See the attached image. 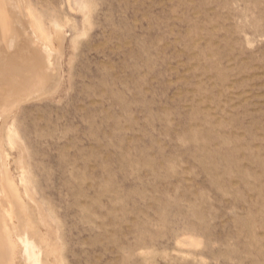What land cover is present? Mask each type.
<instances>
[{
  "label": "rangeland",
  "instance_id": "obj_1",
  "mask_svg": "<svg viewBox=\"0 0 264 264\" xmlns=\"http://www.w3.org/2000/svg\"><path fill=\"white\" fill-rule=\"evenodd\" d=\"M28 1L62 68L3 168L59 264H264V0Z\"/></svg>",
  "mask_w": 264,
  "mask_h": 264
},
{
  "label": "bare ground",
  "instance_id": "obj_2",
  "mask_svg": "<svg viewBox=\"0 0 264 264\" xmlns=\"http://www.w3.org/2000/svg\"><path fill=\"white\" fill-rule=\"evenodd\" d=\"M67 2L72 8V0ZM30 11L28 0H0V121L3 124L19 110L25 98L40 91L50 93L60 81L62 66L55 64L52 53L58 37L60 47H64L65 33L59 27H53L55 33H49L47 27V34H41L32 23ZM3 134L2 126L0 137ZM2 145L0 142V264H17V261L59 264L49 240L36 226L32 213L22 205L15 182L3 168L7 165Z\"/></svg>",
  "mask_w": 264,
  "mask_h": 264
}]
</instances>
